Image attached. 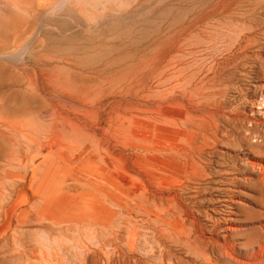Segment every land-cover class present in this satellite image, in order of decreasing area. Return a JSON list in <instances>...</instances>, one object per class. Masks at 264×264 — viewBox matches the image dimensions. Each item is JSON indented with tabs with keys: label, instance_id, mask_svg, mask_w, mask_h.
Returning a JSON list of instances; mask_svg holds the SVG:
<instances>
[{
	"label": "rangeland",
	"instance_id": "1",
	"mask_svg": "<svg viewBox=\"0 0 264 264\" xmlns=\"http://www.w3.org/2000/svg\"><path fill=\"white\" fill-rule=\"evenodd\" d=\"M202 29L228 34L197 50L204 71L251 40L214 118L207 95L160 77ZM262 91L264 0H0V264L248 260Z\"/></svg>",
	"mask_w": 264,
	"mask_h": 264
},
{
	"label": "bare ground",
	"instance_id": "2",
	"mask_svg": "<svg viewBox=\"0 0 264 264\" xmlns=\"http://www.w3.org/2000/svg\"><path fill=\"white\" fill-rule=\"evenodd\" d=\"M191 28V27H190ZM195 30V29H194ZM193 30V31H194ZM182 31V30H181ZM226 31V30H225ZM224 31V32H225ZM180 32V31H179ZM187 31H182L179 33V42H181V45L184 44V42H186V38L189 36V34L187 33ZM192 32V31H191ZM223 32V31H222ZM222 32H218V31H214V30H209V29H202L200 30L199 32H197L196 34H192L188 37V40H191L192 43L189 45L188 44V53L186 56H190L192 57V61H190V63H185V62H179V59L176 64L172 67V68H163V76H160L162 77V82L165 84L167 82H169L170 80H172V86L171 88H167L169 90H174V89H179L180 87H183L184 85H187V88H188V93L190 95V97L193 99L194 96H205L207 95L209 100H210V103L212 102V105L213 106V109H212V112H211V118H214V115L219 111V104H218V101L215 100V96L218 95V92L221 93L222 91V87H224V85L226 84L227 79H229L228 77V72L230 69H228L229 67H235V69H238V66L239 65H243L244 62H246L247 58L249 57L248 55L246 56V53H245V50L248 46V43L250 42L251 43V40H245L246 37V34H244L243 36L244 37H241V38H236L237 40L233 43V45L235 44L236 47L235 49L233 50V48L231 49V52L228 53V58L225 57L224 59L222 60H213L211 63V65L209 66V68L206 69V71H204L203 68L204 66L201 64V63H198L196 60H195V57H196V53L198 52L197 50L202 48L203 50L202 51H209L211 49H214L217 47V45H220V46H226V36H228V34L226 35L225 33H222ZM241 34V32H240ZM239 34V35H240ZM250 35V34H249ZM261 35V34H260ZM177 36V35H176ZM251 39V37H250ZM177 41V43H178ZM243 42V43H242ZM245 44V45H243ZM233 47V46H232ZM249 47V46H248ZM230 49V48H229ZM184 51V50H182ZM179 53H182L179 51ZM181 56V55H180ZM251 57V56H250ZM174 58V57H173ZM185 58V57H184ZM200 58V57H199ZM197 59V58H196ZM251 59V58H249ZM185 60V59H183ZM194 60V61H193ZM169 62V61H168ZM167 64V63H166ZM165 64V65H166ZM169 64V63H168ZM172 65V64H171ZM167 66V65H166ZM208 66V65H207ZM168 67V66H167ZM169 67H170V64H169ZM240 68V67H239ZM228 69V71H227ZM231 72V71H230ZM229 72V73H230ZM161 74V73H160ZM160 81V80H159ZM162 83V86L164 85ZM169 84V83H167ZM166 86V85H165ZM186 87V86H185ZM185 88V89H187ZM166 89V90H167ZM187 91V90H186ZM185 91V92H186ZM170 93V92H169ZM166 92V94H169ZM164 94V95H166ZM181 94V93H179ZM163 95V97H164ZM170 95V94H169ZM184 95V94H183ZM176 96V95H174ZM173 96V97H174ZM206 96V98H207ZM261 96H262V101H261V106L258 107V110L257 112H260V114H262L264 116V91L261 92ZM138 97V96H137ZM168 97V96H167ZM166 97V98H167ZM172 97V96H171ZM183 99H184V96H182ZM165 98V99H166ZM169 98V97H168ZM167 98V99H168ZM177 98V97H176ZM163 99V98H162ZM174 99V98H173ZM172 99V100H173ZM168 100H171V99H168ZM181 100V99H180ZM190 101V100H189ZM164 102V101H163ZM180 102V101H179ZM182 102V101H181ZM188 102V101H187ZM172 105H176V101L175 102H172L170 103ZM223 105V104H222ZM260 105V104H259ZM168 106V105H167ZM166 107V106H165ZM173 107V106H172ZM175 107V106H174ZM173 107V108H174ZM224 108V107H222ZM99 109V108H98ZM165 109V108H164ZM93 110V109H92ZM96 110V109H95ZM93 113V112H91ZM96 113V111H95ZM98 113V111H97ZM96 113V114H97ZM99 114V113H98ZM217 115V114H216ZM99 116V115H98ZM97 116V117H98ZM210 116V114H209ZM219 116V115H218ZM124 117V116H123ZM217 117V116H215ZM218 119V118H217ZM216 119V120H217ZM0 121H1V118H0ZM215 121V120H213ZM68 122V120H67ZM76 122V121H75ZM216 122V121H215ZM65 123V122H64ZM69 124V123H68ZM76 124H79V122H77ZM177 124V123H176ZM87 125V124H86ZM85 125V126H86ZM216 125V123H215ZM80 126V125H79ZM80 128V127H79ZM61 130V129H60ZM88 130V129H87ZM218 130V129H217ZM51 131V130H50ZM206 131V130H205ZM53 132H56V131H53ZM78 132V131H77ZM49 133V132H48ZM51 135V134H50ZM96 135V134H95ZM107 136V135H106ZM49 137V136H48ZM52 137V136H51ZM97 138V137H96ZM264 138V137H262ZM57 139V137H56ZM55 139V140H56ZM62 139V137H61ZM65 139V138H64ZM49 140V139H48ZM59 140V139H58ZM61 142V141H59ZM63 142V140H62ZM67 142V141H66ZM68 143V142H67ZM63 144V143H62ZM105 145V144H104ZM74 147V146H73ZM65 148V146H64ZM114 148V147H113ZM110 149V148H109ZM72 150V149H71ZM109 152V151H108ZM191 152V151H190ZM61 155V153H60ZM59 155V156H60ZM186 155V154H185ZM190 155V154H189ZM187 159H188V162L187 164H189V159L190 156L186 155ZM195 157V156H194ZM193 158V157H192ZM195 160V159H194ZM196 162V161H195ZM72 163V162H71ZM192 163V162H191ZM194 163V162H193ZM190 166V165H189ZM258 166V165H257ZM260 167V175L262 176L261 178V181H260V185H261V189H263V192H264V167L261 166H258ZM262 167V168H261ZM141 169V168H140ZM193 169V168H192ZM73 171V170H72ZM257 173V172H256ZM258 173V174H259ZM197 175V174H196ZM248 179V178H247ZM257 180V179H256ZM254 181V180H253ZM54 182V181H53ZM57 183V182H56ZM59 183V182H58ZM57 183V184H58ZM97 183V182H96ZM158 183V182H157ZM256 185V184H255ZM259 185V184H258ZM257 185V186H258ZM57 186V185H56ZM58 187V186H57ZM48 188V187H47ZM260 188V187H259ZM61 188H59L60 190ZM260 189V190H261ZM48 189H46L47 191ZM55 190V189H54ZM53 190V191H54ZM58 190V189H57ZM42 192H45L42 191ZM46 193V192H45ZM42 194V193H41ZM52 194V193H51ZM54 194V193H53ZM44 196V195H43ZM173 213V212H172ZM264 225V224H263ZM262 228V227H261ZM229 229V228H228ZM257 238V239H256ZM254 240H250L248 241L245 246H246V249H248L249 251H252V253L249 254V258H247L248 260H245L243 261L242 259H236L235 257L233 258H229V255L227 256L226 260L230 261V262H227V264H254L253 263V258L256 254H260L261 253V260L264 261V227L262 228V231H261V234L256 237ZM227 239V238H226ZM244 245V244H243ZM244 246V248H245ZM256 248L259 249L258 253L256 251ZM231 255V254H230ZM256 258V257H255ZM232 259L235 261L232 262ZM259 259V258H258ZM257 259V260H258ZM260 260V262H261ZM226 262V261H225ZM211 263V262H210ZM260 264V263H259Z\"/></svg>",
	"mask_w": 264,
	"mask_h": 264
}]
</instances>
